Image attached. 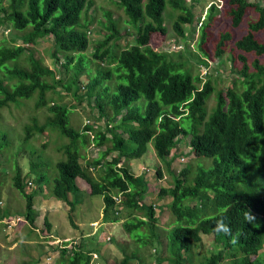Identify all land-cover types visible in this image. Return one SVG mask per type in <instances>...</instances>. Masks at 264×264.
I'll return each mask as SVG.
<instances>
[{"label": "trees", "instance_id": "trees-1", "mask_svg": "<svg viewBox=\"0 0 264 264\" xmlns=\"http://www.w3.org/2000/svg\"><path fill=\"white\" fill-rule=\"evenodd\" d=\"M228 1L232 27L241 24L250 6H254L257 17L248 22L244 34L234 42L240 51L237 57L241 67L238 80L225 91L218 89L210 76L203 80L198 74L193 75L189 62L173 61L166 52L149 45L151 34L164 29L167 7L179 11L173 29L179 36L184 35L183 25L191 23L192 16L181 0H117L135 28L134 42L112 54L116 61L112 68L97 63V74L87 75L86 83L79 86L77 79L86 66L83 53L89 46L87 12L92 0H8L6 5L0 4V24L21 32L23 41L0 47V110L36 95V105L46 106L48 115L43 123L33 116L23 125V142L48 127L68 139L60 148L66 157L55 163L57 175L52 180L47 163L44 168L32 161L30 173L25 175L34 174L31 178L38 184L52 182L50 194L69 205L68 219L72 225L71 213L82 201V191L76 183V178H81L89 186L87 193L102 197L103 222L122 220L124 232L140 250L150 246L156 264H264V256L260 254L264 247V191L247 192L240 185L264 183V63L259 60L264 55V41L255 37L256 32H264V0ZM217 11L211 3L198 45L204 40L203 28ZM107 15L110 32L97 42L92 53L100 61L113 53L109 42L119 35L111 15ZM45 36L52 38L54 63L63 60L61 66L65 71L73 68L70 79L56 77L54 68L31 53L29 66L20 63L27 50L25 45L35 44ZM228 39L229 32L220 33L217 56L222 55V46ZM247 53L255 56L251 62ZM195 57L207 65L197 54ZM112 76L115 82L121 79L125 83H118L115 91L109 93L105 82ZM86 85L87 96H95L99 115L106 119L105 130L94 129L89 123L82 129L74 128L69 124L67 106L46 94L57 86L67 90L73 87L75 91L78 87L85 90ZM215 89V104L208 113L207 103ZM141 96L146 100L144 110L132 104ZM89 130L94 134L91 143L104 149L97 159L82 164L80 147L89 141ZM180 136H188L187 143L194 156L214 158L212 166L195 168L187 163L178 172L173 171L172 151L177 149ZM9 140L6 131L0 130V150L5 145L9 147ZM149 142L172 178L169 187L159 190L160 197H171L167 206L173 217L169 223L173 225L164 232L163 249L159 232L154 228L155 207L144 201L150 191L147 180L143 174L135 175L126 163L140 158ZM112 153L115 154L105 161ZM97 165L103 169L94 174L93 167ZM160 170L159 166V176ZM0 172L5 174L6 168ZM25 175L14 161L10 183L25 197V226L31 232L29 224L34 223L36 216L33 205L37 188L30 193L24 190ZM9 209L7 205L0 210L2 229L6 227L4 218L12 217ZM44 225L50 230L48 216L44 217ZM202 235L212 236L209 250L204 247ZM151 239L159 244L154 245ZM67 243L55 245L61 258L65 256L69 264H89L92 254L69 249ZM138 251L135 248L124 253L115 264H133L134 259H142Z\"/></svg>", "mask_w": 264, "mask_h": 264}, {"label": "rangeland", "instance_id": "rangeland-1", "mask_svg": "<svg viewBox=\"0 0 264 264\" xmlns=\"http://www.w3.org/2000/svg\"><path fill=\"white\" fill-rule=\"evenodd\" d=\"M260 1L261 0H249L251 3H260ZM7 2L8 0H0V4L2 5H6ZM92 2L93 3L87 12V18L90 19L88 27L89 46L83 53L86 66L79 74V78L76 82L78 86L80 83H86L88 79L87 75L95 76L97 74V63L103 67L107 66L112 68L116 64L112 54H114L115 51H119V49L132 44L136 35L134 26L129 21L124 10L118 5L117 0H92ZM181 2L188 7L192 16L191 23H184L183 25L184 35L179 36V34L173 29V21L179 14V11H175L170 7H167L164 13V29L155 31L151 34L149 45L154 50L166 52L173 61L189 62L190 65H188L190 66V72L193 75L198 74L203 80L210 76L211 80L215 82L218 89L225 91L228 87L234 86L233 83L238 80V71L241 67V62L237 57L240 51L235 47L234 42L244 34L248 22L257 17V12L254 6L248 7L244 18L238 27H232L230 15L231 4L228 0H181ZM211 3L216 5L218 11L203 28L205 32L204 40L198 45L201 40V28L206 20V12ZM107 13L111 15L112 20L115 22L116 27L119 30V35L116 39L109 42V45L112 49H114L113 53L100 61L98 59H94L92 53L97 42L102 40L104 36L110 32L108 28L109 17ZM9 27L10 26L6 24H0V47L8 46L12 43H23L21 37L22 33ZM226 31L230 33V39L225 41L222 46L223 53L219 57L215 53L216 44L220 38V33ZM12 37L16 38L13 40ZM255 37L259 41H264V32H256ZM25 46L27 47V50L20 58V63L22 65H30L28 56L31 53L34 58L40 59L45 65H48L50 68H54L56 71V77H64L66 80L73 76V68L70 67L68 71H65L64 67L61 66V62H63V60L61 62L54 63L51 57L53 47L52 38L50 36L42 37L38 39L35 44H28ZM196 54L199 58L205 60L207 65L202 62H198L195 57ZM246 57L248 62H251L255 56L251 53H247ZM259 60L264 63V55L259 57ZM114 75L116 76L117 73L114 72ZM105 83L110 88L109 93H112L115 91V86L118 83H125V81L116 79L115 82V77L112 76V79ZM85 87V90L82 89L83 87H81V89L78 87L74 91L73 87L70 90H67L63 87L57 86L54 91H48L46 94L47 97H53L55 101L67 106L69 109V124L74 128L82 129L84 125L89 122V124L93 125L95 129H99L96 127L99 126L101 130H105L106 119L102 115H99V109L96 105L95 96L88 97V86L86 85ZM216 93L217 90L215 89L209 97L210 99L207 103L208 113L213 110L211 108L215 104L214 97ZM36 101L37 96L35 95L31 99L23 100L22 103L10 104L0 110V130L3 129L6 131L8 138L11 139L8 141L9 147L5 145L0 150V169L6 168L5 174L0 172V210H4L8 205L10 208L9 210L13 213L12 215H20V217H25V197L10 183V176L13 174L14 161L22 169L23 175H25V173H30V164L32 161L39 166L42 164L44 168L47 163L48 171L52 174V180V178L57 175L55 163L59 160L65 159L66 157L60 148L62 144L68 142V139L59 135L58 132L54 131L50 127L46 128L42 133H35L31 138H29L28 142H23V125L29 122L33 116L37 118L39 123H43L48 115L46 106H37ZM132 104H136L144 110L146 100L141 96ZM107 134V136H110L109 133ZM91 140L93 141L90 136L89 141L80 147V152L84 156L81 159L82 164H84V160H88L87 156H96L99 153L98 150L100 149H98V146H96L93 142L91 143ZM187 142L188 136H180L177 149L172 151L174 153L171 158V169L178 172L184 167V165L186 166L187 163L195 168L198 166H202L204 168L211 167L214 158L194 156ZM152 148V142H149L143 156L137 159H129L126 163L131 171L132 169H135V166L138 168L141 165L150 167L154 171H157L159 164L163 166L166 174L165 182L155 185L156 188L151 187L152 190L150 191V199L147 198V202H161V206H164L165 202L170 200V198L163 196L159 201V190L163 186H167L168 183H171L172 178L165 168L166 165L164 161L158 159L154 155ZM112 156L113 155L111 154L110 157ZM180 158H182V161ZM146 176L147 178L150 177L149 175ZM31 177H34V174H32ZM31 177L25 175L23 179L25 183L24 190L26 192H33V190L37 188V195L36 198H34L36 216L34 223H32V225L29 224V226H32V228H38L40 233H36L34 231L33 233H31L32 231L28 232V229L26 228L27 226H24L25 229L22 228L23 230H20L19 226L15 229L14 226L11 228L8 226L4 230L0 229L1 236L2 233H6V236L9 237L10 241H12V239L14 240L11 245L14 247L16 252L18 251L16 262L21 260L40 261L47 251H51V245L46 247L47 244H44L38 236V234L42 235V229L45 227V216H48L51 221V232L52 230L55 231L56 238L53 239L54 242H57V240H59V242L68 240L67 232L70 229L73 230L74 227V224L72 225L68 219L69 205L61 200H58V202L50 194L52 182L50 181V183L47 184H38L34 182ZM27 180H31L33 185L28 186L26 182ZM151 181H153V179ZM80 184L82 188L85 187L88 189L89 187L84 180H82ZM240 185L243 186V189L247 192L260 193L264 191V183L256 184L249 182L244 184L241 182ZM81 194L82 202L78 203L76 208H74V212L71 213L73 223L77 222L80 224L78 228L81 227L85 229L91 227L89 226V222L94 219L99 221V223H103V220L99 217L103 204L102 197L100 195H91L86 192H82ZM161 216L163 217L161 218ZM167 216L170 220H172L173 217L168 206L166 208H162L161 210L159 217L161 226L165 224L168 225L170 222L164 218ZM175 222L177 221H174L173 223L175 224ZM77 232L78 231H76V233ZM107 232L111 234V240H108V242H98L94 245L95 247L99 250H103L109 258H113L114 260L116 259L117 261L122 258L124 253L131 252L133 245L132 242L124 237L127 236L124 230L121 233H118V231L115 232L112 229H108ZM158 232L161 239L165 241L164 231L159 229ZM202 236L204 247L208 249L212 243V236ZM73 238L74 237L71 236L70 239ZM75 238L78 237L75 236ZM152 240L154 239H151V241ZM74 241L76 244L78 243V239H74ZM139 245L141 247L145 246L144 243H140ZM138 253L141 255L142 259L155 260L153 250H151L150 246L143 247L141 250L139 248ZM260 254L261 256H264V247L260 251ZM64 258L66 257L64 256ZM32 262L28 264H33Z\"/></svg>", "mask_w": 264, "mask_h": 264}, {"label": "crops", "instance_id": "crops-1", "mask_svg": "<svg viewBox=\"0 0 264 264\" xmlns=\"http://www.w3.org/2000/svg\"><path fill=\"white\" fill-rule=\"evenodd\" d=\"M92 127H93V125H92ZM96 127L100 128L99 126H96ZM92 132L93 131L89 130L90 136L93 138L94 134H92ZM98 149H100V150H98L99 153L96 156H91V157L87 156V159L88 160L91 159V158L97 159L100 156L101 150L104 149V147L103 146H102V148L98 147ZM153 153H154V150H153ZM113 154H115V153H112V155ZM110 155L106 156L105 161H109L110 160V158H111ZM154 155H155V153H154ZM85 162L86 161L84 160V163ZM121 163L122 162H119L120 165H121ZM159 166L162 169V175L161 176H163V175L166 176V174L164 172L165 170L163 169V166H161V164H159ZM142 167H143L142 165L139 166L138 168L135 166L134 167L135 169L134 170L132 169L133 173L135 175H137V174H143L144 175L145 173L143 172ZM102 169H103L102 166L97 165L96 167H93V172L95 174V172H98V171H100ZM144 176H145V178L147 180V183H148L150 191L152 190L151 187L156 188L155 185H159L160 183H164V182H159L158 181L161 176L158 175L157 171H154V174H152V175L150 174L149 175L150 177H148V178H147L146 175H144ZM152 179H153V181H151ZM28 181H31V180H27L26 182H28ZM81 181H82L81 178H76V183H77L80 191L87 193L88 190L85 187L82 188V186L80 184ZM169 186H170V183H168L167 186H163V187H169ZM150 191H149V194H147V196H146V198L144 200L146 203H149V202H147V198L150 199ZM165 197L170 198V200H167V202H165L164 206H161V204H160L161 202L150 203V204L154 205L155 211H156V217H157V221L154 224V228L156 230H158V231H159V229H161L164 232L166 230H168L173 225V224H169L170 222L168 223V225H166V224L162 225V226L160 225V218L159 217H160V214H161V210H162V208H166L167 204L171 201V197H169V196H165ZM34 198H36V196H34ZM161 199L162 198L159 196L158 200L160 201ZM75 208H76V206H75ZM101 208L103 209V204H102ZM12 214L13 213H11V215ZM102 215H103L102 214V210H100L99 217L101 219H102ZM16 216L20 217V215H12V217H16ZM162 217L163 216H161V218ZM21 218H22V220L24 219L22 221L23 223H21V222L17 223L16 225H14V229L17 228L18 226H19L20 230L25 229L24 226L27 223V220L25 219V217H21ZM164 218L167 219L168 221H171L170 218H168V216L164 217ZM6 219L7 218H4L3 222H4V224H6V227H8L7 223L5 222ZM121 222H122V220L115 221V222L99 223V221L94 219V220L89 222V224H90L89 226H91V227L90 228H86V229L85 228H81V227L78 228V226L80 224L75 222L74 223V227L72 226L73 230L70 229L67 232L68 240H63L61 242H69V243L66 244L67 247H69V249L73 247L74 249L81 250L82 252H87L89 255L92 254L91 258L89 260V264H96V263H98V264H115L116 262H119L121 259L117 261L116 259L114 260L113 258H109L106 255V253L103 252V250H101V249L99 250L94 245L96 243H98V242H103V241H107L108 242V240H111L112 236H111L110 233L107 232L108 229H112L115 232L118 231V233H121L123 231V226H122ZM50 223H51V221H50ZM109 225H111V226H109ZM85 226H86V224H85ZM11 227H13V226H11ZM30 227L32 228V226H30ZM51 227H52V224H51ZM0 229H2L1 226H0ZM32 229H31L32 230L31 233H33V231L36 232V233H40V230L38 228H32ZM2 230H4V229H2ZM76 231H78L79 233L78 232L76 233ZM6 235H7L6 233H2V236L0 235V264H28V263H31L33 260H29V261L21 260V261H18V258H17V261L19 263L16 262V256L18 257V251L16 252V250H14V247H12V245H11L14 240L12 239V241H10L9 237L6 236ZM28 236H29V234H28ZM38 236L41 239V241L44 242V244H47L46 247L48 245H51V251H47L40 261L39 260H34L35 262L33 261L32 262L33 264H69L68 259L61 258L60 254H59V251H57L55 249V245H59L61 243V242H59V240H57V242H54L53 239L56 238L55 231L52 230V232H51V228L49 230V229H47V227H43L42 235L38 234ZM71 236L74 237V238L70 239ZM75 236L78 237V238H75ZM107 237H109V239H107ZM124 237H126L130 242H132L133 247H132L131 251H133V250L135 251V248L137 250H139L138 249L139 248L138 244L135 243V240L132 237H130L128 234H127V236H124ZM74 239H78V243L77 244L75 243ZM29 242H31V241H29ZM154 243L156 245L159 244V242H157L156 240L154 241ZM165 243H166V239H165V241H163V239L160 238V244H161L160 246L162 247V249L164 248ZM93 248H95V249H93ZM162 253L165 254V251H162ZM94 254L96 255L95 257L93 256ZM140 263L141 264H156V261L155 260H145V259H140V260L139 259L138 260L134 259V261H133V264H140Z\"/></svg>", "mask_w": 264, "mask_h": 264}, {"label": "built area", "instance_id": "built-area-1", "mask_svg": "<svg viewBox=\"0 0 264 264\" xmlns=\"http://www.w3.org/2000/svg\"><path fill=\"white\" fill-rule=\"evenodd\" d=\"M181 161H182V159H181ZM142 170H143V172L146 174V175H152V174H154V170L153 169H151L150 167H147V166H143L142 167ZM165 179H166V176L165 175H163V176H161L160 178H159V182H165ZM30 181H28L27 182V185L28 186H30ZM114 199L116 200V201H119V197L118 196H115L114 197ZM23 220H22V218L21 217H19V216H16V217H8L7 219H6V223H7V225L9 226V227H11V226H14V225H16L17 223H19V222H22ZM107 239H109V237H107ZM94 257L96 256L95 254L93 255ZM96 264H98V263H96Z\"/></svg>", "mask_w": 264, "mask_h": 264}, {"label": "clouds", "instance_id": "clouds-1", "mask_svg": "<svg viewBox=\"0 0 264 264\" xmlns=\"http://www.w3.org/2000/svg\"><path fill=\"white\" fill-rule=\"evenodd\" d=\"M87 123H89V122H87ZM120 165V164H119ZM24 220V219H23Z\"/></svg>", "mask_w": 264, "mask_h": 264}]
</instances>
